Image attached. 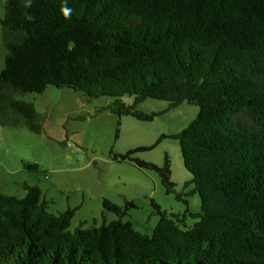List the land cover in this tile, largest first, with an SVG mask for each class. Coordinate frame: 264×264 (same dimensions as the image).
I'll return each instance as SVG.
<instances>
[{
	"label": "trees",
	"instance_id": "16d2710c",
	"mask_svg": "<svg viewBox=\"0 0 264 264\" xmlns=\"http://www.w3.org/2000/svg\"><path fill=\"white\" fill-rule=\"evenodd\" d=\"M3 23L4 127L43 133L35 104L17 96L50 86L116 98L120 119H152L138 108L149 98L197 105L177 138L203 208L178 216L154 203L161 219L148 236L124 221L135 202L106 199L120 219L72 231L77 211L52 213L25 184V198L0 192V264H264V0H7ZM241 115L255 124L241 126ZM148 149L115 159L149 169L134 157ZM170 163L159 169L169 193Z\"/></svg>",
	"mask_w": 264,
	"mask_h": 264
},
{
	"label": "rangeland",
	"instance_id": "374dc122",
	"mask_svg": "<svg viewBox=\"0 0 264 264\" xmlns=\"http://www.w3.org/2000/svg\"><path fill=\"white\" fill-rule=\"evenodd\" d=\"M7 0H0V73L5 68L8 50L4 38ZM35 104L44 121L41 134L26 126L4 127L0 120V192L25 198V184L39 186L54 214L76 210L71 230L102 226L120 219L104 206L106 199L125 206L136 203L124 221L152 236L160 222L154 203L170 215L183 216L189 207L202 212L199 194H191L194 176L185 166L181 142L177 138L200 114V107L185 102L171 108L170 102L146 99L139 110L153 116L141 120L132 115L121 119L115 112L118 99H90L70 88L50 86L42 94L17 96ZM126 106L136 104V96L121 98ZM121 121V123H120ZM241 126L254 125L246 115L238 118ZM148 147L134 157L150 163L143 169L131 162L116 160L131 150ZM170 159L174 190L169 193L159 169ZM38 164L33 171L26 164ZM189 183V185H188ZM189 202V204L186 203ZM197 219L186 222L192 227Z\"/></svg>",
	"mask_w": 264,
	"mask_h": 264
},
{
	"label": "clouds",
	"instance_id": "9594fccd",
	"mask_svg": "<svg viewBox=\"0 0 264 264\" xmlns=\"http://www.w3.org/2000/svg\"><path fill=\"white\" fill-rule=\"evenodd\" d=\"M28 3L30 5L31 3V0H28ZM61 12L63 14V16L67 19V18H70V15H71V9L67 8L66 6H62L61 7Z\"/></svg>",
	"mask_w": 264,
	"mask_h": 264
}]
</instances>
